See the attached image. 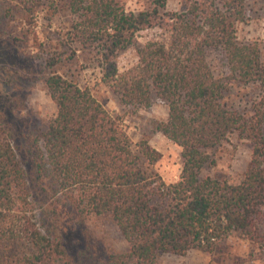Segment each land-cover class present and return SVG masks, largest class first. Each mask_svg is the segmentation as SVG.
<instances>
[{
  "label": "trees",
  "instance_id": "16d2710c",
  "mask_svg": "<svg viewBox=\"0 0 264 264\" xmlns=\"http://www.w3.org/2000/svg\"><path fill=\"white\" fill-rule=\"evenodd\" d=\"M167 4L151 0L135 11L123 0H0L2 29L42 9L72 19L39 59L56 113L23 125L0 107V264H75L63 231L72 211L81 220L109 216L129 243L103 257L83 248L77 264H154L162 253H214L234 232L264 242V42L237 34L247 0H186L179 11ZM143 30L160 32L139 44ZM16 37L9 40L16 44ZM132 46L138 62L120 71L118 57ZM21 53H13L20 60L13 63L29 70L35 57ZM74 65L99 68L125 109L149 110L156 99L168 104V117L153 124L181 147L177 181L154 169L158 149L135 142L123 117L68 73ZM4 69V83L17 90L7 95L14 107L25 99L26 78ZM236 86L255 91L250 110L231 103ZM235 133L253 143L241 180L205 174Z\"/></svg>",
  "mask_w": 264,
  "mask_h": 264
},
{
  "label": "rangeland",
  "instance_id": "374dc122",
  "mask_svg": "<svg viewBox=\"0 0 264 264\" xmlns=\"http://www.w3.org/2000/svg\"><path fill=\"white\" fill-rule=\"evenodd\" d=\"M129 10H141L151 3V0H123ZM186 0H168L167 7L172 11L184 8ZM248 11L246 20L237 26L240 39L260 40L264 42V0H247ZM72 22L66 13H53V10L42 9L34 13V17H22L0 28V107L13 122L20 121L23 125L42 124L56 113V105L43 81L44 73L39 63L40 55L67 32ZM7 31L9 33L4 34ZM160 30H143L137 35L138 43L158 35ZM10 34L16 35L18 42ZM5 38V39H4ZM8 39V40H7ZM24 53L34 56L33 64L28 70L26 66L16 67L20 63L13 53ZM21 53V54H22ZM214 61L220 71L227 72L226 62L221 53H215ZM18 59V60H17ZM14 62V63H13ZM138 62L134 46L122 52L118 57L120 71L127 70ZM4 67L18 70L25 75L23 102L14 107L7 101L10 92L16 93L4 83ZM26 69V70H24ZM69 74L83 87H90L95 96L113 114L123 117V123L135 142L146 139L150 145L162 153V157L154 164V169L168 182L179 179L183 163L181 147L164 134L156 131L153 120H165L168 117V104L156 99L149 110H131L119 105L117 97L100 81L99 68L82 69L78 65L70 67ZM257 96L251 87L236 86L230 97L231 103L243 110H250ZM253 143L240 136L232 134L229 140L214 153L215 164L204 170L211 174L231 181H239L252 161ZM65 211V208H62ZM63 221V231L66 244L72 260L77 264L80 250L90 246L99 256L111 253H121L129 249V243L123 237L116 223L107 215H93L81 220L72 211L66 214ZM154 264H264V242L253 241L239 232H234L214 253L191 250L186 255L162 253Z\"/></svg>",
  "mask_w": 264,
  "mask_h": 264
}]
</instances>
